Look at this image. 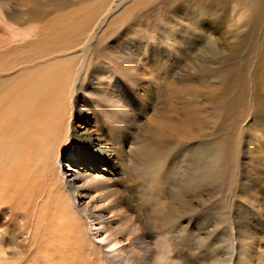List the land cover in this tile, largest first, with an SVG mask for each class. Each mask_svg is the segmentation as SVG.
<instances>
[{"label":"rangeland","instance_id":"rangeland-1","mask_svg":"<svg viewBox=\"0 0 264 264\" xmlns=\"http://www.w3.org/2000/svg\"><path fill=\"white\" fill-rule=\"evenodd\" d=\"M0 12L3 88L24 72L56 63L86 78L82 90L79 80L74 85L70 121L92 135L106 127L113 138L105 143L119 144L121 157L139 171L130 183L118 184L132 190L126 209L137 234L144 227L167 236L166 251L179 264H264V91L255 101L254 90L246 94L238 81L242 74L251 78L264 46V0H0ZM111 26L117 33L105 38ZM72 28L90 34L71 49L51 52L65 41L47 42L45 35ZM100 42L138 59L129 77L115 62H96ZM98 91L114 93L115 104L99 101ZM80 106L97 117H84L83 125ZM121 111L128 115L127 136L115 127ZM227 116L235 120L225 128ZM57 165L66 183L71 167L65 153ZM65 189L68 200L44 197L35 209L58 216L62 204L80 213L89 201L75 202ZM28 209H0V264H58L62 241L48 235L55 226L32 242L38 224L35 216L23 217ZM80 223L77 235L87 249L110 264L102 231L84 215ZM40 247L50 253L41 254Z\"/></svg>","mask_w":264,"mask_h":264},{"label":"bare ground","instance_id":"bare-ground-1","mask_svg":"<svg viewBox=\"0 0 264 264\" xmlns=\"http://www.w3.org/2000/svg\"><path fill=\"white\" fill-rule=\"evenodd\" d=\"M109 30L105 38L117 33V29L112 26ZM54 32H48L45 41H65V45L51 47L53 53L75 47L82 37L87 39L90 34V31L75 28L58 30L56 33L60 35ZM128 33L135 35L141 31L134 33L130 30ZM115 46H118L117 43ZM103 48L101 42L97 43L94 52L96 62L106 61L109 65L115 62L117 66L114 63V68L123 77H129L138 59L135 61L133 57L120 55L112 47ZM142 55L138 54L139 57ZM253 69L250 79L242 74L238 81H243L241 90L244 89L246 94L249 89L254 90V100L257 101L259 91H264V46L258 51ZM99 74L95 80H98ZM75 77L67 67L56 63L24 72L11 87L3 88L0 83V209L29 208L23 217L29 221L31 216H35L38 224L32 242L46 237L42 231L48 225H54L55 230L48 235L62 241L57 247L58 264H105L98 253L87 249L86 239L77 235L80 233L82 215L92 220L95 228L102 231L106 238L105 248L111 250L106 253L109 259L111 257L110 264H179L166 251L167 236H155L152 229L144 227L142 233L137 234L134 216L126 209L134 201L132 190L120 189L118 184L120 181L130 183L139 171L121 157L119 144L113 143L110 147L105 143V138L112 136L110 130L103 126L99 135H92L86 127L82 132L81 126H72L71 98L74 85L79 80L82 90L86 83L85 77ZM238 95L239 100L236 102L241 98V94ZM97 99L110 107L115 104L114 93L106 95L98 91ZM85 108L78 107L76 113L78 119H83V125H86L85 118L93 121L97 117V113ZM97 108L105 109L101 105ZM109 113L108 110L104 112L105 119ZM127 117L121 111V121L115 126L124 136H127ZM234 120L235 117L227 116V122L224 119L225 128L233 126ZM180 135L188 137L185 130ZM237 148L235 146L236 152ZM62 152L67 155L72 168L68 169L70 173L65 177L66 183L56 173L57 160ZM224 171H228L227 162H223ZM66 184L75 202L80 197L89 201L86 206L80 207L81 214L70 211L69 207L62 204L55 209L58 216L48 217L50 212L46 208L35 209L42 207L40 201L44 197L68 200ZM40 249L41 254L50 253L43 247ZM63 251H68V254H62Z\"/></svg>","mask_w":264,"mask_h":264}]
</instances>
